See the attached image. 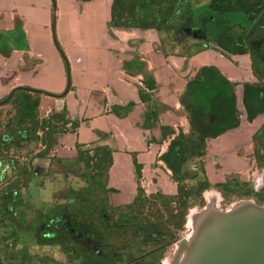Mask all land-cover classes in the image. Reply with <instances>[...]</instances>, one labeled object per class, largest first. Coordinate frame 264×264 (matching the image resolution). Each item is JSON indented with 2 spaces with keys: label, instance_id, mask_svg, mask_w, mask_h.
<instances>
[{
  "label": "crops",
  "instance_id": "1",
  "mask_svg": "<svg viewBox=\"0 0 264 264\" xmlns=\"http://www.w3.org/2000/svg\"><path fill=\"white\" fill-rule=\"evenodd\" d=\"M113 3L0 0V101L19 87L41 90L45 93L28 92L39 102L36 120L47 130L58 129L50 153L31 162L33 174L17 191L9 187L18 178L14 166L0 162V192L9 196L10 233L17 231L18 238L22 228L40 222L36 216H41L37 227H43L76 200L69 193L87 186L80 172L84 163L74 171L64 162L79 152L110 150L109 197L122 207L131 205L140 189L177 194L173 177L189 174L201 146L207 154L199 159L214 174L238 145V127L203 135L222 122L211 115L217 94L233 98L236 123L242 109L247 116L244 89L260 78L252 56L223 51L204 29L159 30L125 21L114 26ZM180 134L187 161L176 175L165 157ZM208 156L213 159L205 160Z\"/></svg>",
  "mask_w": 264,
  "mask_h": 264
},
{
  "label": "rangeland",
  "instance_id": "2",
  "mask_svg": "<svg viewBox=\"0 0 264 264\" xmlns=\"http://www.w3.org/2000/svg\"><path fill=\"white\" fill-rule=\"evenodd\" d=\"M203 2H206L205 6ZM197 3L201 5L195 6ZM191 5L192 10L195 6V29H204L208 39L215 38L216 25L210 8L211 0H192ZM147 6L145 13L149 20L146 24L159 29L170 20L173 8L171 0H150ZM231 19L249 28L239 16L234 15ZM256 38L257 35L252 31L242 38L250 54L258 46ZM252 62L255 66L254 57ZM259 72L257 85L264 88V70L260 69ZM38 103L32 94L17 96L16 93L8 103L0 106V162L9 160L14 166L18 178L9 185L13 191L28 183L33 174L31 162L37 157H45L52 148L48 145V125L36 120ZM242 110L243 117L239 116L235 126L239 128L238 145L227 151L224 162L215 166L214 174L206 171L205 162L199 159L207 154L206 148L201 146L196 150L189 174L173 177L178 186L177 194H151L140 189L135 201L122 207L113 206L108 194L107 207L80 216L77 220L81 226L79 232L74 230L73 217L66 209L40 228L37 225L41 223V216H36L40 222L22 228L24 236L18 238L17 231L10 233L14 219L12 209L6 206L9 196H3L0 192V264H25L22 256L26 259L27 254L32 258L30 264H93L95 255L103 257L106 264H174L180 258L181 243L190 241L195 233V221L212 207L208 199L210 196L218 198L215 208L221 211L232 210L244 201L264 207V111L251 120ZM31 133H35L34 137ZM215 133V130L207 131L203 137ZM35 141L38 143L35 144ZM215 158L214 161H217V156ZM207 159L212 160L213 157L208 156ZM95 163L96 159L89 167L84 164L80 168L81 174L97 176L99 173ZM98 178L101 179V176ZM205 184H208L207 188ZM121 218L130 221L123 223ZM52 224L57 226L51 231L40 232L43 241L39 242V230ZM66 230L83 244L85 250L82 253L64 251L61 244L65 242ZM50 237L56 243L44 241ZM110 245L114 247L106 254L104 248ZM13 253L20 255L18 262L10 260Z\"/></svg>",
  "mask_w": 264,
  "mask_h": 264
},
{
  "label": "trees",
  "instance_id": "3",
  "mask_svg": "<svg viewBox=\"0 0 264 264\" xmlns=\"http://www.w3.org/2000/svg\"><path fill=\"white\" fill-rule=\"evenodd\" d=\"M150 0H114L112 11L114 26L120 27V23L127 22L131 27H153L146 24L149 20L145 9L148 7L147 3ZM192 0H171L173 5L171 11V18L167 20L164 25L159 27V30H196L193 25V10ZM210 8L214 14L216 35L213 38L214 42L225 52L231 55H239L248 53L246 46L242 43V38L248 31H252L257 35L258 46L252 55L255 59V68L264 70V0H211ZM239 16L247 26L243 23H235L231 19L232 16ZM20 94L31 95L28 92L20 91ZM36 105V104H35ZM211 115L216 118H221L222 122L218 124L215 134L223 133L232 130L236 126V109L235 103L231 96L220 93L217 94L210 103ZM244 106L249 119L254 120L258 115L264 111V88L259 85H247L244 89ZM219 129V130H218ZM58 129H51L47 132L49 148L52 147V136ZM35 132V131H34ZM206 133V131H205ZM34 137L35 133H31ZM210 136V135H209ZM184 136L180 134L172 143L169 152L165 157V162L176 175L181 171L182 165L187 161L185 154ZM48 153V150L45 154ZM94 155L89 152H79L77 159L65 160L67 166L73 167L74 171L77 170L79 163L83 162L88 167L96 159L95 168L99 173L90 175L85 173L87 186L81 188L77 192H71L68 195L69 199L75 198L67 209L68 213L73 217L74 230L79 232L81 226L78 225L77 220L82 214L92 213L95 209L102 210L108 206V194L111 192L108 186V172L112 164L111 152L108 148H97ZM44 154V155H45ZM101 176V179L98 178ZM205 188L208 184L204 185ZM130 220L121 218V222L128 223ZM84 224V223H83ZM57 225L52 224L48 228H41L38 233V241H43L40 237V232L51 231ZM65 242H63V249L66 253L77 251L82 253L85 247L81 242L73 237V234L68 230L65 231ZM46 243H56L55 239L50 237L46 238ZM45 244V243H44ZM113 245L105 247V253H110ZM93 264H106L105 259L101 256L95 255Z\"/></svg>",
  "mask_w": 264,
  "mask_h": 264
},
{
  "label": "water",
  "instance_id": "4",
  "mask_svg": "<svg viewBox=\"0 0 264 264\" xmlns=\"http://www.w3.org/2000/svg\"><path fill=\"white\" fill-rule=\"evenodd\" d=\"M18 91L45 93L19 87L0 105L8 103ZM200 217L192 239L181 243L180 258L174 264H264L263 206L244 201L229 211L210 207Z\"/></svg>",
  "mask_w": 264,
  "mask_h": 264
},
{
  "label": "flooded vegetation",
  "instance_id": "5",
  "mask_svg": "<svg viewBox=\"0 0 264 264\" xmlns=\"http://www.w3.org/2000/svg\"><path fill=\"white\" fill-rule=\"evenodd\" d=\"M7 256H8V255H5V257H7ZM5 257H4V258H5ZM8 257H9V256H8ZM10 257L12 258V259H10V260H13V261L16 262L17 260H19L20 255H19L18 253H13V254L10 255ZM22 257L24 258L23 260L25 261V264H30V263H31V261H32L31 259H32V258H31V256H30V254H27V255H26V259H25V256H22ZM4 258L1 259V261H3ZM14 259H15V260H14ZM17 262H18V261H17Z\"/></svg>",
  "mask_w": 264,
  "mask_h": 264
},
{
  "label": "bare ground",
  "instance_id": "6",
  "mask_svg": "<svg viewBox=\"0 0 264 264\" xmlns=\"http://www.w3.org/2000/svg\"><path fill=\"white\" fill-rule=\"evenodd\" d=\"M208 199H209V202L212 203V207H211V208H212V209H216V208H215V205H216V203H217L218 198L215 197V196H210ZM210 203H209V204H210ZM243 204H244V203H243ZM217 205H218V204H217ZM240 205H241V204H240ZM194 214H195V213H194ZM196 219H197V218H196ZM196 219H195V220H196ZM198 219L200 220L201 217L198 218ZM199 220H198V221H197V220L195 221V223H194V224H195V228H196V226H198L197 224H198ZM192 223H193V222H192Z\"/></svg>",
  "mask_w": 264,
  "mask_h": 264
}]
</instances>
